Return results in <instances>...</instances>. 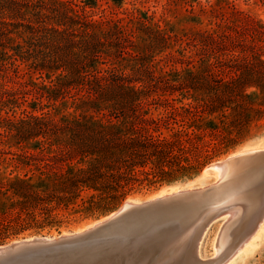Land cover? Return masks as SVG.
I'll return each instance as SVG.
<instances>
[{
    "label": "trees",
    "instance_id": "obj_1",
    "mask_svg": "<svg viewBox=\"0 0 264 264\" xmlns=\"http://www.w3.org/2000/svg\"><path fill=\"white\" fill-rule=\"evenodd\" d=\"M39 1L43 2L36 0ZM47 5L42 10L33 5L30 17L23 16L26 24L32 16L40 20V26L27 25L30 35L24 37L25 52L34 50L27 41H45V47L40 49L42 58L36 65L41 69L59 68L61 74L50 79L46 72L50 80L47 86L32 83L27 88V82L18 81V89H0V109L7 107L12 112L11 117L0 116V126L4 128L0 135L20 141L41 136L44 141L35 144H47V151L40 157L28 152L16 156L40 161V172H45L47 180L38 179L33 185L29 180L13 179L6 184L11 194L21 198L33 195L43 202L44 212L49 208L44 196L60 203L84 188L97 193L90 194L89 199L102 195L116 200L131 190L196 172L259 124L264 108L253 102L252 93L245 91L259 71L241 42V49L235 52L239 41L235 42L238 37L233 39L230 29L237 30L239 25H228V32L203 30L180 39L192 50L189 56L178 52L186 57L182 63L190 67L174 71L173 78L134 65L132 76L114 67L97 69L93 63L101 56L104 59L112 55L113 49L120 58L124 53L131 55L126 53L123 42H131L134 29L144 31L150 47L158 40H168L164 32L152 28L145 17L137 16L136 26L129 30L119 25V19L91 22L73 16L63 3L50 1ZM211 11L219 13L213 7ZM232 12L239 13L234 7ZM26 24L20 26L25 28ZM255 46L250 35L246 47L253 50ZM167 61L176 63L171 53ZM258 63L264 65V61ZM142 70L147 73L146 79L137 77ZM139 81L141 85L135 87L134 82ZM27 94L32 95L30 101L25 99ZM67 94L86 106L82 114L54 120L33 113L43 108L41 99L49 103ZM173 94L188 101L183 103ZM18 98L30 110L23 108L16 117L13 107L19 106ZM50 184L54 188L48 192ZM39 187H44L45 195L32 191ZM20 216L19 213L6 220L1 215L0 229L18 230L22 222L34 220L29 213L21 219Z\"/></svg>",
    "mask_w": 264,
    "mask_h": 264
},
{
    "label": "rangeland",
    "instance_id": "obj_2",
    "mask_svg": "<svg viewBox=\"0 0 264 264\" xmlns=\"http://www.w3.org/2000/svg\"><path fill=\"white\" fill-rule=\"evenodd\" d=\"M0 0V89L14 90L20 88L16 82H27L29 88L31 84L36 86L49 85L50 80L46 77L47 72L50 79L57 74H61V70L47 69L42 66H37L40 57L42 58L40 49H43L45 41L33 40L27 41L30 49L27 51L24 37L29 36L27 25L40 26L39 21L34 16L30 18L29 24H26V19L23 16L30 17L35 7L42 10L43 7H48L50 1L63 3L66 8L74 16L79 18L84 17L86 21L100 22L108 19L121 20L119 25L126 29H132L136 26L135 18L137 16L146 18L149 25L164 32L168 40L164 43L159 40L151 45H148L142 29H134L133 37H130L131 42H123L125 51L128 54H123L122 58L113 49L112 55L102 56L93 64L97 69L106 67H114L126 74L134 75L132 66L148 67L155 75H162L173 78L174 71H181L183 68L190 67L185 63L186 57H181L179 51L191 55L192 50L186 48L185 44L180 43V39H185L192 33L208 30V31H225L228 32V25L237 24L238 29H230L233 39H235V52H239V43L243 44L244 51L250 58L253 66L258 69L259 74L251 78L252 83L245 89L246 93H252L253 102L261 104L264 108V65L258 61H264V0ZM45 5V6H43ZM42 7V8H41ZM211 7L218 9L219 13H213ZM232 7L238 10L239 13H233ZM72 9V10H71ZM60 19V18H59ZM28 22V21H27ZM4 23L6 25H4ZM25 25L22 27L20 25ZM254 25V26H253ZM75 27H78L75 25ZM242 27V28H241ZM96 33L99 32L95 28ZM250 35H253L256 46L253 50L246 45L250 42ZM34 39H36L34 37ZM242 40V41H241ZM19 46V47H15ZM259 45V46H257ZM183 48H185L183 50ZM254 51V52H251ZM173 54L176 63L170 64L167 61L169 54ZM243 53V51H242ZM37 58L38 60H35ZM183 58L184 60H178ZM108 59V60H107ZM185 61L184 63H182ZM32 62H34L32 64ZM105 62V63H104ZM141 75L137 76L146 79L147 73L143 70ZM53 74V75H52ZM142 82H134L135 87L141 85ZM19 97V96H18ZM173 98L182 99L177 94L172 95ZM31 94L25 95V99L30 101ZM188 100L182 99L183 103ZM19 106L13 107L14 113L19 116L21 109L27 107L26 102L20 98L17 99ZM42 109L37 108L33 113L35 115H45L59 120L61 118H71L82 114L86 106L81 105L71 94L65 95L62 99L59 97L55 101L46 102L41 99ZM180 105L179 102H175ZM44 105H47L44 107ZM39 107V106H38ZM10 108L0 109V116H10L12 112ZM7 111V114L5 113ZM259 117V124L252 126L249 133L241 138L239 142L231 147L226 148L217 157L205 163L196 172L162 181L153 186L144 187L141 189L131 190L123 198L110 200L108 197L98 196L89 199L90 194L97 195L96 192L84 188L76 196L69 197L57 203L54 197H45L48 200L44 201L48 206V211L44 212L41 201H38L33 195L26 198H21L11 194L6 187V184L13 179L29 180L31 184H35L38 179H46L45 172H40L42 163L38 160H27L18 158L16 154L24 152L32 153L36 157H40L41 153L46 152L47 144L39 145L36 142L44 139L37 136L34 139H26L24 141L17 140L16 137H4L0 135V216L6 217L9 220L13 216L20 213V219L26 216V213L33 215L34 220L27 219L22 222L23 226H18V230L11 228L7 231L0 229V245H6L10 242L20 239H30L34 237H57L62 235V232H73L83 224L94 222L104 216H107L116 211L128 198L143 199L148 195H152L162 186L178 182L185 185L188 181H192L201 169L214 161L235 151L246 142L256 141L260 137H264V113ZM4 128L0 126V134ZM33 140V141H32ZM256 162V163H255ZM252 164L248 171L246 179L249 184L257 183L263 178L264 180V157L259 158ZM258 164V165H256ZM259 166V167H258ZM256 168L255 171H253ZM258 168V170H257ZM43 171V170H42ZM252 171V172H251ZM258 171V172H257ZM250 172L252 174H250ZM259 173L257 175V173ZM261 172V173H260ZM255 173V174H253ZM263 173V174H262ZM258 176V177H250ZM262 175V176H261ZM257 181H256V180ZM214 181L212 176L200 179L196 184L203 186L209 185ZM255 181V183L253 182ZM50 184L46 189L54 188ZM59 190V189H57ZM33 192L39 195H45L44 187L32 188ZM50 199V200H49ZM135 199V200H136ZM233 213V211L231 212ZM228 214V213H227ZM225 214V218L226 215ZM27 222V224H25ZM228 221L223 222L220 218H216L203 232V237L200 243V249L197 251V256L201 258H209L213 251V240L219 238L223 232V228ZM12 223V222H11ZM13 226V225H12ZM221 231V232H220ZM220 233V234H219ZM200 254V255H199ZM235 264H264V238L260 245L249 255L237 260Z\"/></svg>",
    "mask_w": 264,
    "mask_h": 264
},
{
    "label": "bare ground",
    "instance_id": "obj_3",
    "mask_svg": "<svg viewBox=\"0 0 264 264\" xmlns=\"http://www.w3.org/2000/svg\"><path fill=\"white\" fill-rule=\"evenodd\" d=\"M243 153H251V157L254 155L255 158L246 164L235 180L212 190L204 195L203 199L186 200L163 208L162 211L158 210V213H153L143 222L139 221L138 227L115 233L95 246L92 245L90 249H94V254L84 264H235L237 260L251 254L264 238V180L259 178L262 180L257 179L259 182L253 181L255 184H249L251 178H247L249 180L246 181V176L252 164L264 157V137L242 144L218 161L223 162ZM252 169L255 171L256 168ZM223 173H225L224 167L211 165L201 169L198 175L185 185L178 182L171 183L162 186L142 200L128 198L125 202L139 204L176 194L179 191L203 188L207 185L203 186L196 182L212 176L214 181L211 184H214ZM219 205L222 206L221 212L205 224L206 214L209 210L211 211L210 208L214 210ZM114 213L115 211L94 222L83 224L73 232H62V235L86 230ZM225 214H227L226 218ZM216 218L228 222L219 235L221 237H215L213 240L212 255L209 258L198 257L197 251L200 249L203 232ZM84 252L87 250L63 256L59 263L82 264L80 254Z\"/></svg>",
    "mask_w": 264,
    "mask_h": 264
},
{
    "label": "water",
    "instance_id": "obj_4",
    "mask_svg": "<svg viewBox=\"0 0 264 264\" xmlns=\"http://www.w3.org/2000/svg\"><path fill=\"white\" fill-rule=\"evenodd\" d=\"M254 158V155L251 157V153H243L223 162L218 160L211 162L205 165L202 170L211 167V165L225 168V173L216 183L203 188L179 191L176 194L155 198L152 201L139 204L123 202L113 215L81 232L59 235L56 238L49 239L46 237L21 239L6 245H0V264H60L61 257L70 256L77 251L87 250V252L80 254L82 264H84L94 254V249H90L92 245L95 246L115 233L138 227L139 221L142 220L143 222L158 210L162 211L163 208H168L175 203H182L186 200L203 199L204 195L212 190L235 180L246 164ZM221 207L219 205L214 210L210 208L211 211L209 210L206 214L207 218L204 223L208 224L216 217L221 212Z\"/></svg>",
    "mask_w": 264,
    "mask_h": 264
}]
</instances>
